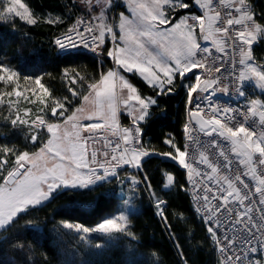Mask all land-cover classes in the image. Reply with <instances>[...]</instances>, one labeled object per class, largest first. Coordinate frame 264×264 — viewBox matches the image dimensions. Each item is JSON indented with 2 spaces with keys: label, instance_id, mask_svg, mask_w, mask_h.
Here are the masks:
<instances>
[{
  "label": "trees",
  "instance_id": "1",
  "mask_svg": "<svg viewBox=\"0 0 264 264\" xmlns=\"http://www.w3.org/2000/svg\"><path fill=\"white\" fill-rule=\"evenodd\" d=\"M26 1L37 17L36 23L0 25V73L2 68H8L19 82L24 79L28 83L33 81V85L41 82L52 97L64 98L69 103L70 112L88 86L113 64L112 60L105 55L106 50L100 56L57 51L55 37L73 26L71 12L76 10L73 0ZM249 1L258 5L263 0ZM70 74L82 84L80 92L75 93L69 87L66 79L72 77ZM128 77L141 94L156 97L149 116L139 124L142 145L150 152L174 154L176 149L166 143L171 139L182 150L185 87L158 94L137 74L130 73ZM14 89L15 86L10 87ZM16 115L9 105H1L0 151L8 153V164L24 152H35L49 135L44 129L34 136L29 124L31 116L29 120H19ZM37 115L47 121L54 120L49 110ZM138 172L144 185L139 186V209L128 217L127 242L108 243L102 248L93 244L83 247L77 253L80 256H76L74 249L67 250V232L58 226L60 222L92 226L113 212L120 199L115 179H111L92 186L59 190L47 201L18 213L0 230V264H216L208 230L192 206L184 170L175 161L152 154L144 157ZM167 173L173 176L169 188L164 187ZM2 177L0 174V186ZM151 195L164 201L161 216L150 202ZM102 240L96 238L91 244ZM70 257L73 258L69 260Z\"/></svg>",
  "mask_w": 264,
  "mask_h": 264
},
{
  "label": "built area",
  "instance_id": "2",
  "mask_svg": "<svg viewBox=\"0 0 264 264\" xmlns=\"http://www.w3.org/2000/svg\"><path fill=\"white\" fill-rule=\"evenodd\" d=\"M241 2V0H224L223 3H220L219 0H213L208 9L214 16L217 13L220 15V20L214 19V28H228L230 27L227 24L228 19H240L241 13L234 11V8L240 7L239 3ZM244 10L246 9L244 8ZM245 24L244 20L241 25L231 26L232 30L227 36L221 31L223 37L218 42L204 41L203 39L197 41L202 48L207 47L210 50V55L203 59L205 54L198 53L197 59L201 60L203 66L192 69L193 73H189L193 81L187 90L189 95L183 124L184 148L182 161L179 165L187 177V191L192 206L208 230L219 264H264V197L258 191L248 166L243 163L236 152L231 150L230 141L223 140L215 133L212 136H207L204 132H200L199 126L190 119L189 114L193 111L198 112L207 120L215 121L220 126L219 130L223 129L230 135L242 139L247 138V136L248 138H256L264 132V118L253 105L240 78L242 65L239 64V61H241L245 51L243 50L245 40L241 41L237 33L244 32L246 35ZM108 28L114 30L113 16ZM85 29H91L92 35L98 36L101 30L99 19L90 14L79 15L72 27L55 37V41L61 39V42L67 45L69 41L63 37L71 34L76 47L60 49L59 45L55 44L57 51L59 53L80 51L96 54L101 44L98 41L93 44L91 35ZM70 30L72 31L70 32ZM77 33L89 37V47L83 46ZM111 33L107 38L108 41L114 42L115 40L112 38L114 31ZM221 47L224 48L223 52L218 51ZM194 66L193 63L191 67ZM195 74L199 75L200 78L196 80ZM209 81L216 82L212 84ZM201 88H208V90L206 92L201 91ZM196 89L197 92L192 93ZM213 109L216 110L215 113H213ZM262 112L264 113V109ZM185 125H187V129ZM135 128L139 127L136 124L128 125L127 130L132 133L130 137L132 143L130 144L125 143L124 135L126 133L123 131L106 138L103 136L94 138L87 146V157L92 161L91 153L95 152L96 162L94 164H105L106 162L121 164L120 161H113V155L123 156L124 159L131 160L130 153L133 149L139 150L141 148V128H139V133L133 131ZM232 128H235L236 131L231 132ZM186 131L191 133L194 140L188 139ZM217 140L220 142V146L212 147V144ZM117 144L120 147L113 152ZM185 145H187L186 149ZM125 149L129 150L125 151ZM128 165L132 166V162L124 164V166ZM199 172H203L204 175L198 176ZM254 175L264 179V164L258 163L256 158H254ZM209 177L212 178L211 181ZM193 182H196L197 187H211L213 189L215 183L218 182L219 185L223 186V190L231 195L232 199L241 201L242 207L248 208L251 212L252 227L245 229L243 225H240L234 231H230L228 235L233 246L227 251H221L224 248L225 229L221 228L219 231H215L214 222L209 223L204 210L203 193L193 189ZM233 203L235 205V202ZM211 228L214 229V233H212ZM253 248L256 251L251 252L250 249ZM237 257H240L241 260L238 261Z\"/></svg>",
  "mask_w": 264,
  "mask_h": 264
},
{
  "label": "snow or ice",
  "instance_id": "3",
  "mask_svg": "<svg viewBox=\"0 0 264 264\" xmlns=\"http://www.w3.org/2000/svg\"><path fill=\"white\" fill-rule=\"evenodd\" d=\"M170 0H155L153 5L152 11H147L145 14V10L147 8L146 5L140 4L139 8L141 9L140 13V26H133L131 22L125 20L120 24V32L121 35L119 39L123 42V47H117L114 51H109L108 56L114 58L116 61L119 60L120 62L117 63L121 68L126 70L129 73L137 72L143 79H145L149 84L152 86H159L160 89L163 91L166 86L167 91L170 93L173 91L172 86L174 80L179 75L181 78L185 77L188 73H193L192 69L202 67V63L200 59H197L198 53L205 54L203 59L207 58V55H210V50L207 47H201L196 40V29H197V22L200 33L203 35V40L208 41L211 38V21L213 19L220 20L219 13L213 18H209V26L208 31L206 33L205 24H204V16H194V17H186L181 20L179 24H172L171 21L168 20L167 16L163 12L158 11V6L163 4L167 6ZM194 2L199 3V0H194ZM220 3H223L224 0H219ZM213 3V0H208V3L205 7H210ZM21 5L23 6L21 8ZM240 7L234 8V11L241 13L240 19H228L227 24L230 26L228 28H216V32H223L226 36L232 30L231 26L233 25H241L244 20H247L249 26L254 20V18L250 15H247L244 12L245 3H239ZM173 7H177V5H173ZM180 8L189 7V5L185 4L183 0H180L178 5ZM22 9V11H21ZM133 13H136L137 9L133 7ZM155 12V14H154ZM28 9L25 5L21 3L13 4L12 0H10V6H8L7 14H15V16L20 17L22 19H26L29 23L35 24L36 21L34 19H30L27 15ZM7 15L0 14V19H7ZM192 19V23L188 24L187 20ZM159 21V24L164 25L168 24L169 28L161 31L155 27V22ZM183 26V28H182ZM257 31L261 34H264V26L257 25ZM72 30H70L71 32ZM91 35V40L93 44H96L97 41L99 44L104 43L105 31L100 30L99 35H92L91 29H85ZM108 32H112V29H107ZM241 41L246 40V42L251 45L255 36L249 32L248 38L245 36L244 32L237 33ZM77 36L83 43L84 47H89L88 44V36H84L80 33H77ZM113 40L116 39L115 34L113 33ZM63 39L69 41V43L63 44L61 39H57L55 44L59 45L60 49L65 47L67 48H74L76 44L73 42L72 35L69 34ZM218 51L223 52L224 48H219ZM250 54L247 57V60H250ZM194 63L195 66L191 67L189 71H183L182 69L187 66L188 64ZM240 65H248L250 66V70L252 74H254L258 81L260 82V87L264 88V68H258L253 66L251 63L246 64V59H241L239 61ZM5 73L9 71L7 68L2 69ZM219 71V69H216ZM111 77H115L118 75L116 72L110 73ZM12 76H15V73H12ZM200 78L199 75L195 74V79L197 80ZM4 76H0V80H4ZM9 82H11V77L7 78ZM120 80L123 81V86L130 89L132 93L136 92V89L125 80L123 76H120ZM244 80V79H241ZM210 83H215L216 81H209ZM42 85V83L40 82ZM191 87V86H189ZM188 87V88H189ZM44 89L43 87H40ZM198 89V88H197ZM193 91L192 93H196ZM201 91H207L208 88H201ZM192 94L190 96L191 100ZM111 97H106L105 94H101L99 96V101L103 102L105 99H110ZM199 98V97H198ZM129 99L137 100L143 106L141 112H145L149 104H155L156 101L154 99H149L147 103L143 99H141L138 95H132ZM206 99V97H205ZM199 107V104H197ZM57 108H63V106H59ZM57 108L53 112V115L56 114ZM261 108H264V103H261ZM225 111V110H224ZM216 110L213 109V113ZM147 113L144 115H140L138 117L139 120H144ZM193 120L199 125V131L204 132L207 136H212L213 133L217 134L219 137L223 138L225 141L232 142V151L235 152L236 145L238 143L237 137L231 136L228 132L224 131L223 129L217 130V124L215 121H207L201 119L200 117L196 116V112L192 114ZM115 115H113L114 117ZM97 124L89 125L90 129H94L98 127ZM211 126L212 131H206V129ZM187 129V125H185ZM135 133H139L140 129L135 128L133 129ZM231 132H235L236 129L232 128ZM243 131V129H241ZM188 133V139L194 140V137L191 135L190 132ZM124 141L125 143H132V133L129 130H125ZM166 143L172 145L173 148L178 149L175 144L172 143V140L169 139ZM220 146V142L217 140L212 144V147ZM119 144L116 145V148L113 149L115 152L119 148ZM187 145H185V149ZM129 149H125L128 151ZM134 151V149H133ZM185 151V150H184ZM223 151V149H222ZM149 153H146V155ZM156 154V153H155ZM107 155V154H105ZM166 157H170L173 159L171 155H165ZM53 161L59 160L60 163H54V166L51 168L45 167L42 170V174H37L32 171L21 172V169H24L23 163L21 162L20 167L9 174L10 181L15 182L18 176H22L23 179H20L17 186L12 188L9 192L5 193L3 188H0V202H2V211H0V223H5L8 220H11L17 212L20 210L17 208V205L22 204L25 206L28 205H35L41 202L42 200L46 199L50 194V191L55 189L58 184L57 181L60 182L62 185H68L69 179L66 177V173L68 168L66 164L74 165L73 171L77 173V175L72 177V186L80 185L84 186L85 184H90L94 180L101 179L102 177H106L110 174H115L117 169L115 167L109 169L104 166L103 163L99 165L100 169H103L104 175H97L98 169L90 168L89 161L85 158V149L80 145H73L70 151H59L52 153ZM92 162H96V153H91ZM113 161H120L124 164L131 163L132 160H126L123 156L117 157L113 155ZM137 166L139 164H136ZM81 169H87V179L83 178L79 173ZM198 176H203V172H199ZM211 177L209 180L211 181ZM42 185H47V191L42 190ZM193 189L198 190L199 192L203 193L202 200L204 203V210L207 214L206 218L209 223L215 224V231H219L221 228L225 229L224 231V248L221 251H227L230 247L233 246L232 240L229 238L228 233L230 231H234L240 225H243L245 229H250L252 227L251 224V212L248 208L242 207V202L232 199L231 195L227 194L225 190H223V186L219 185L218 182L215 183V188L206 187L200 188L197 187L196 182H193ZM211 194V195H209ZM216 201V203H213ZM235 202V205L234 203ZM6 217V218H5ZM234 217H236L234 219ZM126 217L121 215L117 219H105L99 224L96 225L95 228L85 227L81 224H76L75 228L78 232H83L85 234L99 231L103 233H110L113 231L122 232L126 231L127 224L124 223L126 221ZM118 220L120 222H118ZM66 227L72 228V224H67ZM212 229V233H214V229ZM251 252L256 251V249H250ZM238 261L241 260L240 257L236 258Z\"/></svg>",
  "mask_w": 264,
  "mask_h": 264
},
{
  "label": "rangeland",
  "instance_id": "4",
  "mask_svg": "<svg viewBox=\"0 0 264 264\" xmlns=\"http://www.w3.org/2000/svg\"><path fill=\"white\" fill-rule=\"evenodd\" d=\"M241 1L246 2L245 3V9L246 10H244V12L247 15L252 16L255 20L251 23V26H249L248 21L245 20V23H246L245 24L246 25V35L245 36L248 38H251L248 36V34L250 32V33H252L253 36H255V39L253 40L251 45H249L245 40V42H244L245 45H244V49H243L245 51L242 55V59H246V64L251 63L253 66H256L258 68H264V34L256 32L257 31V27H256L257 25L264 26V0L261 2V4H258V5L254 4L253 1H249V0H241ZM12 3L13 4L19 3V0H12ZM21 3L23 5H25L26 8L28 9L27 15L29 16V18L34 19L36 21L37 17L35 15L34 11H32V9L29 6V4L27 3V1L21 0ZM73 3L76 4V8L74 7L76 10L74 12H71V16H72V14L74 16V17L72 16L73 21H71V25H74L76 23V19L79 15L90 14V15L95 16L97 19H99L101 30L105 31L104 43L100 46V48L96 52V54L98 56H100V54L104 52L105 48H109L111 45L115 46L119 43V40L117 41L115 39L114 42H111V41H108V38H107V36H109L111 33V32H108L107 29L109 27L108 23L110 22V20L112 18V14H113V12L110 11V9L112 7L109 6L108 10L106 9L103 11H99L100 8H102L103 6H105L107 4L106 0H73ZM93 3H96V4L93 5ZM179 3H180V0H170L169 10H170L171 14L174 13L175 17L177 15H181V17L184 18L185 16L188 15V12L183 11L180 7H178ZM207 3H208V0H199L198 6H202L201 7L202 11L200 12V14L203 13L202 15L204 16V21H205L204 24L206 26V29L208 30L209 18H212V17L214 18L215 16L212 15L213 13H211L209 11L208 7H205L207 5ZM174 4L177 5V7H173ZM96 5H98V7L95 9L94 6H96ZM8 6H10V0H0V14L8 16L7 19H0V25L9 27V26L17 25L19 23L31 24L26 19H22L20 17L15 16V14H7ZM92 6H93V10H91ZM22 7L23 6L21 5V8ZM193 9H194V12H193L192 16L194 17L197 15L198 11L196 9V6H194ZM21 11H22V9H21ZM214 30H215V28H214V19H213L211 21V35L212 36L216 35ZM113 31H114V34L116 36L117 30H113ZM208 41H212V40H208ZM249 54H250L251 59L247 60V57ZM2 69H1L0 76H4L5 79L0 80V107L2 104L9 105L10 109L17 113L16 116L19 120H29V117L31 116V119L29 120L30 123L29 122H27V123L31 124V126H32L31 128L35 132L34 136H36L38 133L41 134L44 129L46 131H48V127H49L48 124L49 123H54L55 121H59V120L63 119L69 113L70 105H69V103H67V101L65 102L64 98L61 99V98L52 97L50 95L49 91L43 85H41L38 81H36L37 84H35V85H33V81H31V83L26 82V79H24L23 82H19V79L17 78L16 74H15V76H12V73H14V71L9 70L7 73H5ZM241 69L242 70H241V74H240L241 77L240 78L244 79V80H241V82L244 85L245 91L249 95V97L252 100L253 105L255 106L257 111L264 118V113L262 112V110L264 108H261V103H264V88L260 87V82L258 81V78L254 74H252V72L250 70V66L242 65ZM70 76H72V77H68V79H66L69 81L68 82L69 87L72 86L74 88L75 93L80 92V90H82V88H83L82 84L80 82H78L74 78L73 75L70 74ZM8 77L9 78L11 77V82H9V80L7 79ZM192 81H193V79H190V80L187 79L186 81H184L183 78L177 76L176 79L174 80L173 85L170 87H172V89L176 88L178 86H183V87L187 88V89H185V92L187 93V100H188L189 93L187 90H188V87L190 86V84H192ZM145 83L150 88L154 89L158 94L168 92L167 87H169V86H166V88L162 91L158 85L154 87L151 84H149L148 82H145ZM19 85H21V86L18 87ZM13 86H15V89L12 91V90H10V87H13ZM40 87H43L44 89H41ZM19 88H22V89H19ZM149 96H146V97L148 99H151V97H153V95H149ZM154 98L156 99L155 96H154ZM69 101L73 102L71 100H69ZM61 105L63 106L62 109L57 108ZM56 108H57V112L55 115H53V112L55 111ZM47 110H49V115L52 116L51 118H54V120L47 121L46 118H44V116L37 115V113L45 112ZM125 117H126L125 115H122L123 120L126 121L127 119H124ZM137 126L140 128L139 124ZM126 129H128V126L126 127ZM125 130L123 132H125ZM217 130H219V129H217ZM208 131H212V129H210ZM141 132H142V130H141ZM117 134H119V133H117ZM114 135H116V134L110 133L108 135H103V137L106 138V137H110V136H114ZM233 137H237V136H233ZM237 140H238V143L236 145L235 152L240 157V159L243 161V163H245L248 166V168L250 169V172L252 173L253 178L255 180L256 187H257L258 191L260 192L261 196L264 197V179L254 175V158L257 159L258 163L264 164V132L256 138H254V137L248 138V136H247V138L245 137L244 139H242L240 137H237ZM230 143L232 144L231 141H230ZM140 149L144 151L143 153L145 155H146V153H149V154H147V156L156 153V155H159V156H162L164 158H168L170 160L175 161L178 165H179V163H181L182 157H183V149L181 151L176 149L174 154L150 152L149 150H147L142 145V135H141V148ZM42 153H43V150H41V149H39L38 151H35L33 153L24 152V153L20 154L12 163L8 164L7 163V154L8 153H6V152L1 153V151H0V174L3 176L2 177V183H1L2 185L0 186V188H3L5 193H7L12 188H15L17 186L20 179H23L22 176H18L16 178L15 182H9L8 181L9 174L12 173L13 171H16V169L18 167H20L21 162L23 163V166H24V169H22L21 172H23L25 170V172L32 171V172L37 173V174H42V170H43V168L41 167L43 164V162L41 160ZM165 155H171L173 157V159L170 157H166ZM131 160H132V158H131ZM108 163L109 162H106L105 164H108ZM114 164H118V163H114ZM120 165L124 166V164H122V163ZM130 165H128V166H130ZM130 167L132 168V166H130ZM125 168H128V167H125ZM139 169L134 168V171H126L125 172L126 176L123 178H125L126 181L121 182L122 185L125 187V192H121V195H123L121 197L123 199L119 201L118 207L113 212L109 213L106 217H104L102 220H100L98 223H96L92 226L83 225L85 227L95 228L97 224H99L100 222H102L105 219H108V218L117 219L119 216L123 215L127 218L126 221H124V223L127 224L126 231H122V232L113 231L110 233L93 231V232L85 234L83 232H78L76 230L75 225L79 224V223L60 222L58 224V226L60 227V229H63V231H66L67 235H68V237H67V239H68L67 250L68 251H71L74 249L73 253L76 256H80V254L77 255V253H79V250H81L83 247H88L90 245L93 246V244H95V246H97V247L102 248V247L106 246L108 243L114 244V243H118L119 241L127 242V240H128L127 238L130 237V233L128 231V225H129L128 217L132 212L139 209V186L144 185V183H143V181L139 175V172H138ZM118 180L119 179H117L115 182L117 183ZM94 184H97V183L94 182V183H90L88 185L85 184L84 186H92ZM172 184H173V176L171 174L167 173L165 175L164 187L169 188L172 186ZM76 187H83V186L78 185ZM58 188H59V186H57L55 189L51 190L50 194ZM42 190L47 191V185H42ZM50 194L48 196H50ZM151 196H152V198H150V202H151L152 206L154 207L156 213L159 216H161L162 211H163V206H164L161 204L164 203V201L158 197H155V196L153 197V195H151ZM41 202H39V203H41ZM35 205H37V204H35ZM35 205L25 206V205L19 204V205H17V208L20 210L17 212V214L24 212V210H27L29 207H32ZM2 210H3L2 209V202H0V211H2ZM15 216L11 220H8L5 223H0V230L5 228L15 218ZM118 222H120V221L118 220ZM67 224H72L73 227L68 228V227H66ZM96 238H102L103 240L100 242L97 241V243L91 244V242H93V240ZM73 257H74V255H73ZM73 257H70L69 260H71ZM216 264H219L218 261L216 262Z\"/></svg>",
  "mask_w": 264,
  "mask_h": 264
},
{
  "label": "crops",
  "instance_id": "5",
  "mask_svg": "<svg viewBox=\"0 0 264 264\" xmlns=\"http://www.w3.org/2000/svg\"><path fill=\"white\" fill-rule=\"evenodd\" d=\"M107 4L99 9V11L108 10L109 6H111L110 11L113 12L112 16L114 19V30H117L116 40H119V43L115 46H110L109 48H105L106 50V56L112 60V65L108 67L105 71H103L100 76L88 86V89L86 92L82 95L80 102L76 107L71 110L63 119L59 121H55L54 123L48 124V138L45 141V143L39 148L43 150L42 153V168L45 167L51 168L54 166V163H60L59 160L53 161L52 153L53 152H59V151H70L71 147L73 145H80L83 146L85 149V158L89 161V167L90 168H96L98 169L97 175H104L103 169L99 168L100 164H94L92 163L91 159L87 157L86 149L88 144H90L94 138H98L99 136L108 135L110 133L117 134L121 131H124L128 124H140L146 120V118L149 116L150 113V107L153 104H149L147 109H145V112H141L142 105L137 100L129 99L132 95H138L141 99L145 101V103L148 102V98L146 96L141 94L139 91V88L131 82V80L128 77L129 72L121 68L117 63H119V60H115L112 57L108 56L109 51H114L118 46L123 47V42L119 39L121 32H120V24L122 22L128 21L131 22L133 26H140V13L141 9L139 8L140 4H144L147 6L145 10V14L147 11L153 10V5L155 3V0H106ZM183 2L189 7L181 8L183 11L188 12V15L186 17H193L194 9L193 7L196 6V9L198 11L196 16H201L200 12L202 11L201 7L198 6L199 3L194 2V0H189L188 2L183 0ZM170 3V2H169ZM96 3H93L95 5ZM98 5L94 6L96 9ZM135 7L137 9L136 13H133L132 9ZM169 4L167 6L161 4L158 6V11L163 12L165 16H167L168 20L171 21L172 24H179L181 20L183 19L181 15L174 16V13L171 14L169 10ZM93 10V6L91 8ZM155 14V12H154ZM213 15V14H212ZM111 16V15H110ZM174 17V18H173ZM112 19V18H111ZM193 21L192 19H188L187 23L191 24ZM110 23V22H109ZM108 23V24H109ZM205 23V21H204ZM155 27L158 30H165L169 28L168 24L161 25L159 24V21L157 20L155 22ZM183 28V26H182ZM206 29V26H205ZM207 29L206 33L207 34ZM215 31V30H214ZM196 40L202 39L203 35L199 31L198 22H197V29H196ZM214 36L211 35V38L209 40L218 42L223 37L222 32H216L215 31ZM217 37V38H216ZM193 64V63H192ZM192 64H188L182 69L183 71H189ZM116 72L118 73L117 76L111 77L110 73ZM137 74L144 82H147L145 79H143L137 72H132ZM120 76H123L127 82H129L135 89L136 92L132 93L130 89L123 86V81L120 80ZM178 77H180L178 75ZM184 81L187 79H192L191 75L186 74L185 77H183ZM187 89V88H185ZM105 94L106 97H111L110 99H105L103 102L99 101V96L101 94ZM150 97V96H149ZM151 99H154V96L151 97ZM147 113L144 120H139L138 117L140 115H144ZM113 115H115L113 117ZM122 115H125L127 119L126 121L123 120ZM92 124L99 125L98 127L94 129H90L88 126ZM37 149L36 151H38ZM144 151L134 150L131 152V158L132 160V168L130 166H121L120 164H114V163H108L104 166L106 168H113L115 167L117 169L115 174H110L106 177H102L101 179L94 180L92 183L96 182H103L108 181L111 179H119L116 183V194L119 197L120 200L123 198L121 196V192H125V187L122 185L121 182H125L126 171H134V168H140L141 162L146 156ZM147 152V151H146ZM33 153V152H32ZM136 164H139L138 166ZM180 164V163H179ZM66 167L68 168L67 173L65 174L66 177L69 179L68 185H62L59 181H57V184L59 186L58 189H56L54 192L48 196L47 199H44L42 202L47 201L55 192L67 189V188H73L76 186H72V177L77 175L76 172L73 171L74 165L66 164ZM128 167V168H125ZM83 178L87 179V169H81L79 173ZM62 186V187H61ZM80 186V185H79ZM161 205H164L162 203Z\"/></svg>",
  "mask_w": 264,
  "mask_h": 264
},
{
  "label": "water",
  "instance_id": "6",
  "mask_svg": "<svg viewBox=\"0 0 264 264\" xmlns=\"http://www.w3.org/2000/svg\"><path fill=\"white\" fill-rule=\"evenodd\" d=\"M193 112H194V111H193ZM193 112H191V113L189 114V117H190V119H191L194 123H196V121L193 120L192 115H191ZM196 116H197V117H200L201 119L206 120V122L209 121V120H207L205 117H203V116H202L200 113H198V112H196ZM196 124H197V123H196ZM216 124H217V123H216ZM197 125H198V124H197ZM198 126H199V125H198ZM217 126H218L217 129H220V126H219L218 124H217ZM210 128H211V126H209L207 129H210ZM207 129H206V130H207ZM21 170H22V169H21ZM21 170H20V171H21ZM8 181H10V178L8 179Z\"/></svg>",
  "mask_w": 264,
  "mask_h": 264
}]
</instances>
